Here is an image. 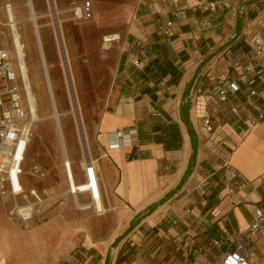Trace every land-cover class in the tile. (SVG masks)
Masks as SVG:
<instances>
[{
    "label": "crops",
    "instance_id": "crops-1",
    "mask_svg": "<svg viewBox=\"0 0 264 264\" xmlns=\"http://www.w3.org/2000/svg\"><path fill=\"white\" fill-rule=\"evenodd\" d=\"M240 1H244L240 8L254 13V3L258 0ZM221 2L226 6L236 3L235 0ZM221 2L144 1L137 12L138 17L128 26V35L123 42L125 48L128 42L140 44L144 53L140 51L138 56L126 53L122 58L118 83L111 89L108 100L110 106L101 112L95 133H90L87 138L99 198L93 200L87 191L76 192L77 199L79 195L90 199L89 203L80 204L74 198L76 206L86 209L92 204L97 212L116 208L125 232L129 228V224L125 226L127 217L130 222L154 204L155 208L143 222L154 225L164 217L172 216V222L177 221V225L169 229L172 235L181 231L183 241L194 238L199 244L206 237L232 240L238 237L239 231L248 228L253 208L264 205V121L243 131L244 127L231 112L232 106L240 104L241 97L230 95L226 102L219 103L207 93L208 85L216 76H230L239 71L236 62L230 60L225 61L222 68L213 67L216 60L212 52L220 43V31L224 30L226 16L223 14L224 20L211 19ZM0 11L5 15L1 5ZM235 29L229 43L235 50L248 51L244 43L246 36L241 35L238 24ZM183 53L187 55L185 58ZM136 58L138 63H135ZM167 63L176 68L177 74L173 77L170 73L162 75L156 68L157 64ZM171 78L176 82H171ZM208 79L211 80L208 82ZM182 104L186 107L183 113ZM34 105L35 116V96ZM53 109L55 111V106ZM204 112L213 119V133L202 128ZM54 115L57 116L56 111ZM169 121L177 123L181 135L179 149L165 150L157 140L160 131L156 125ZM118 128L136 130L130 146L109 147V133ZM138 128L149 134V138L139 139ZM58 130L61 131L60 127ZM193 149L195 159L191 172L184 182H180L189 167ZM130 151L134 153L128 159ZM214 158L225 164L231 175L236 172L242 178L237 200L225 194L224 182L216 169L220 163ZM85 161L84 156V180ZM70 171L73 175L71 165ZM205 181L208 186L205 195H201L199 190ZM59 219L57 224H54L55 217L26 230L6 218L0 201V264H58L68 260L75 246L76 231L65 217ZM45 234L50 239H45ZM92 242L86 237L84 243L89 245L88 248L94 247L95 255L100 257L96 260H90V257L88 264H105L106 260L111 264L109 249L103 250L104 243L92 246ZM199 244L198 249H202ZM220 251L222 253V248ZM198 259L201 263L196 261L194 264L206 261L203 256Z\"/></svg>",
    "mask_w": 264,
    "mask_h": 264
},
{
    "label": "rangeland",
    "instance_id": "rangeland-1",
    "mask_svg": "<svg viewBox=\"0 0 264 264\" xmlns=\"http://www.w3.org/2000/svg\"><path fill=\"white\" fill-rule=\"evenodd\" d=\"M87 1L92 13L85 18L77 12ZM144 1L0 0L5 10V15L0 11L1 44L13 50L14 60V44H22L26 81L37 106L23 162L22 182L27 194L34 189L41 197V201H37L29 194L27 200L20 195L5 198L0 194V201L6 218L26 230L55 217L54 224L59 222V217H65L70 222L76 231L75 246L69 259L60 261V264H88L90 257V260L100 257L95 255L94 247H86L89 246L84 243L86 237L93 241L92 246L104 243L103 250L109 249L111 264H194L200 262L198 258L201 256L206 258L204 264H219L220 249L224 250L222 246H213L212 239L208 237L199 244L194 238L183 241L181 231L172 235L169 229L177 225V221L172 222V216L149 225L143 222L146 215L113 245L115 239L124 233L117 209L97 212L92 204L81 209L75 205L76 193H71L69 189L64 171L65 159L70 161L74 182L82 183L84 156L90 158L87 138L90 133H95L101 112L110 106L108 100L111 89L118 83L122 58L126 53L134 56L140 55V51L144 53V48L136 42H128L126 48L123 44L128 26L138 17L137 12ZM235 2L228 6L221 2L215 17L207 15L214 17L211 20L215 21L223 19V14L226 16V20L223 19L224 30L220 31V43L212 52L216 60L213 61L215 69L218 66L222 68L229 60L243 61L242 64L249 61L247 50H235L229 43L236 24L246 38L258 32L264 33V0L254 3V13L240 8V3L244 1ZM8 9L13 29L9 27ZM106 35H116L117 38L106 41ZM186 56L183 53V58ZM135 60L139 61L138 58ZM54 106L59 123L54 115ZM214 160L220 163L217 158ZM216 169L224 182L225 194L237 200V184L232 180L231 173L223 163ZM206 186L205 181L201 187L205 192ZM199 193L202 197L203 194ZM77 200L80 204L90 202L88 197L81 195ZM28 201L33 203L32 216L23 220L15 209ZM128 224L127 217L125 226ZM261 228L255 235H249L248 228L239 231L238 237L232 239V242L243 245L250 264H264V224ZM44 237L50 239L47 234ZM221 240L225 245L230 239ZM197 244L203 248L198 249Z\"/></svg>",
    "mask_w": 264,
    "mask_h": 264
},
{
    "label": "built area",
    "instance_id": "built-area-1",
    "mask_svg": "<svg viewBox=\"0 0 264 264\" xmlns=\"http://www.w3.org/2000/svg\"><path fill=\"white\" fill-rule=\"evenodd\" d=\"M79 15L88 18L91 16L90 2H85L78 8ZM8 9V22L10 21ZM10 24V22H9ZM168 25L170 22L167 23ZM9 27L13 29V25ZM115 35H112V37ZM116 38H112L114 40ZM108 40V41H111ZM249 47V61L244 64L236 61L239 71L234 75H219L208 85V95L219 101L226 102L230 95L240 99V104L231 107V112L238 118L244 131L251 125L264 121V33L251 34L244 39ZM22 48V47H21ZM16 62L13 60L11 50L0 45V194L9 198L20 195L27 200L28 194L41 201V197L34 189L28 194L22 182L23 162L27 145L30 140L34 110L32 109L34 96L28 95L26 71L24 70V54L15 46ZM138 63V60H135ZM25 66V65H24ZM22 81V83H21ZM201 125L207 133L214 131V123L209 113L202 114ZM136 133L134 128H118L109 133V147H127L132 143V136ZM225 169L227 167L225 164ZM69 161H64V168L68 177ZM234 174L232 173L231 177ZM84 182L89 188L83 191L90 193L93 200L99 198L98 180L93 160L86 157L84 165ZM233 180V179H232ZM234 182L237 189H242L241 179ZM78 190V192H83ZM200 194H204L200 188ZM76 193V191H71ZM16 214L23 220L32 216L33 203L16 206ZM264 224V205L255 206L251 213V220L247 229L249 235H255ZM222 251L219 264H250L243 245L240 242L228 240ZM187 246V242H185ZM212 245L220 248L223 246L221 239H213Z\"/></svg>",
    "mask_w": 264,
    "mask_h": 264
},
{
    "label": "trees",
    "instance_id": "trees-1",
    "mask_svg": "<svg viewBox=\"0 0 264 264\" xmlns=\"http://www.w3.org/2000/svg\"><path fill=\"white\" fill-rule=\"evenodd\" d=\"M245 43V42H244ZM246 44V43H245ZM247 48H248V51H249V47L248 45L246 44ZM156 68L158 71L161 72L162 75H166L167 73H170L173 77V75L177 74V71H176V68L173 67V64L172 63H167L165 65L163 64H157L156 65ZM171 82L175 83L176 82V79H173L171 78ZM186 109L185 105L182 104L181 106V112L183 113V111ZM184 121V120H183ZM160 131V134L158 136V141L163 145V148L165 150H175V149H179L180 146H181V135H180V132H179V129H178V126H177V123L173 122V121H169V122H164V123H160V124H157L156 125ZM243 126V125H242ZM246 128V126H244L243 128V131L244 129ZM154 129V128H153ZM246 131V130H245ZM137 135L139 137V139H147L149 138V134H147L144 130H142V128H138L137 129ZM133 151H130L128 152L127 154V158L128 159H131L133 157ZM195 159V150L193 149V152L191 154V157H190V164H189V167L186 169V171L184 172L183 176L181 177V180L180 182H184L185 179L188 177L189 173L191 172V165L193 163ZM233 176H232V179L235 180L236 178H238V174L236 172H233ZM240 179V177H239ZM242 180V178H241ZM243 182V180H242ZM205 194V193H204ZM210 201H208L209 203ZM207 203V204H208ZM258 206H261L258 204ZM155 208L154 204H150L147 209L139 214L141 216H134L131 220H130V225H129V228H128V231L135 225L137 224L141 218H143L144 216L150 214V212ZM127 233V232H124L123 234H121L120 236H118L113 245H115L119 239L121 237H123V235ZM218 239H221V238H218ZM227 244H223V248L226 247ZM60 264V263H59ZM63 264V263H61ZM105 264H108V260L105 261Z\"/></svg>",
    "mask_w": 264,
    "mask_h": 264
},
{
    "label": "bare ground",
    "instance_id": "bare-ground-1",
    "mask_svg": "<svg viewBox=\"0 0 264 264\" xmlns=\"http://www.w3.org/2000/svg\"><path fill=\"white\" fill-rule=\"evenodd\" d=\"M9 22H11V21H9ZM11 24V23H10ZM107 36V35H106ZM112 38H117L116 37V35L115 36H113L112 37V35H110V36H107V37H105V40L106 41H108V40H111ZM14 41L17 43V39L16 38H14ZM14 43V42H13ZM14 46H16L17 48H18V51L20 52V53H22V44H20L19 43V46H17V45H15L14 44ZM23 67H24V70L26 71V67L23 65ZM26 85H27V92H28V95H30L31 93H30V90H29V85H28V82L26 83ZM34 102H33V106H32V109L34 110ZM61 139V138H60ZM66 160V159H65ZM71 165V164H70ZM68 168H69V166H68ZM68 178H67V180H68V182H69V185H70V191H76V192H78V190H80V191H83V190H86L87 188H89V185H88V182L86 181V182H83V183H79V184H76L75 182H74V180H73V175H72V173H71V171H70V168L68 169Z\"/></svg>",
    "mask_w": 264,
    "mask_h": 264
}]
</instances>
